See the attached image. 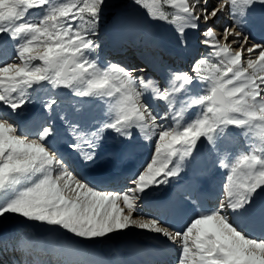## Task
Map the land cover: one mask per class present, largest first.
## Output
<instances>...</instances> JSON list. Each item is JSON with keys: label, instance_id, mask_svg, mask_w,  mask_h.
Listing matches in <instances>:
<instances>
[{"label": "snow or ice", "instance_id": "obj_1", "mask_svg": "<svg viewBox=\"0 0 264 264\" xmlns=\"http://www.w3.org/2000/svg\"><path fill=\"white\" fill-rule=\"evenodd\" d=\"M132 3L150 21L171 25L181 48L195 38L208 50L191 73L169 70L157 78L135 75L144 67L101 65L94 37L107 0H0V42L4 36L15 42V59H0V221L17 217L23 225L0 232V264H49L36 258L49 252L56 264H110L89 259L90 249L129 228L175 245L177 264H264V15L255 18L264 0ZM225 15L230 23L218 36L214 23ZM255 29L260 40L251 35ZM88 100L106 104L107 118L95 130L77 116ZM37 103L38 110L27 108ZM61 129L86 167L132 152L133 130L152 152L126 188L103 190L49 146ZM106 131L129 143L101 155ZM239 137L245 147L232 154L224 145ZM201 149L224 170L218 203L204 209L198 188L178 205L161 204L157 215L141 214L151 190L180 177ZM169 215L179 216L182 227L174 229ZM35 225L55 236L54 248L39 245L30 234Z\"/></svg>", "mask_w": 264, "mask_h": 264}, {"label": "bare ground", "instance_id": "obj_2", "mask_svg": "<svg viewBox=\"0 0 264 264\" xmlns=\"http://www.w3.org/2000/svg\"><path fill=\"white\" fill-rule=\"evenodd\" d=\"M32 11L35 12L37 10H32ZM142 13L143 16H145V13L143 11H139V10L135 11L131 16H129L127 19L122 21L118 26H115L113 30L107 33V37H108L107 40L109 43L106 45V47L117 48L116 51H112V52L108 51V53L110 54L119 51L118 47L120 48V46L115 42L123 39L124 37L131 40L130 44L132 45V47L128 48L125 51L124 56L114 55V62L117 63L118 61H121L123 59H128L129 57H132L133 59L145 58L148 69L149 70L152 69L154 72H147V71L137 72L135 73L137 74V76L151 75L160 78L166 75L169 70L189 72L187 70L181 68L178 69L176 67L180 64L178 63L179 61L177 60V57L182 53H184L185 49H187L193 43H195V39L190 38L189 46L187 48H181L177 44V36L171 25L156 21L148 22L147 20L141 18L140 14ZM261 15H264V9L258 7L255 13V18L259 20ZM226 18H228L227 15L223 17V19ZM99 32L100 30L98 31L96 36H98ZM251 34L254 35L256 34L260 36L258 29L253 30ZM102 35H105V33H102ZM139 39L145 40L144 42L145 44L141 48H138L140 43L137 41ZM14 43L15 42L9 40L6 36L2 38V42H0V59H4L7 54H9L10 57L14 55L13 54ZM233 48H236V46L233 45ZM201 52L202 50L199 51V53ZM158 56L161 57L160 60H158ZM243 56L247 57L248 54L244 53ZM93 57L96 58L101 65H105L107 62H112L110 60L111 57L105 59H102L100 55L97 56L93 55ZM12 59H15V57L13 56L11 59L8 60H12ZM188 62L192 63L190 62V60ZM134 67H144V66L140 65ZM40 95H44V94L40 93ZM73 99L75 98L73 97ZM27 108L30 111H36L39 109V104L38 103L30 104L27 105ZM105 111H106V104L98 100H88L85 104V107L81 109V112L78 113L77 116L80 118L82 125L86 129L95 130V127L98 125V123L107 118L105 116ZM193 111H195V109H193ZM60 124L61 122L59 121V119H57L56 126L60 127ZM133 131L136 139L131 143H133L135 147L134 150L127 155L131 154V156L136 158L134 159V161L136 162L137 160H139L138 164H141L142 167V164H144L148 160L152 152V149L147 146V143L145 141L139 139L140 133L138 132V130H133ZM231 131H235V130L233 129ZM104 136L106 137V139L103 141V147L101 149H98L101 155L111 152L112 146L121 147L119 148L120 150H118L121 151L128 144L127 141H124L123 143H118L117 141H121L123 140V138L116 137V134L111 131H106L104 133ZM71 139L72 138L70 133H68L64 129H61V138L58 141H56L54 144H50L49 146L54 151L57 152L58 148L60 147L59 143L68 145ZM242 141H243L242 137H239L237 139H232L227 141L224 147L227 148L230 153L234 154L245 147ZM68 149L70 148L67 147L66 151ZM59 153L60 152H57V154ZM68 154L70 155V153ZM62 158L64 160L63 162L65 163V165L69 167L75 174H77L76 168L74 167L75 165L74 166L67 165L70 160L67 157L66 158L62 157ZM214 159H215V155L209 154L207 149H201L197 153L195 162L189 163L185 167V171L181 174V176L174 178L173 182L177 181L179 186L175 188V189L178 188V195H179L178 198H181L183 200L184 194L186 192L192 191L194 189H198L199 186L195 187L198 183H207L210 186L209 188L210 191L205 190L204 192L198 193V199L200 203L203 205L204 209L211 208L218 203V199L217 201H214L212 200L211 196L215 192V190L221 186L224 170L214 167V163H213ZM142 160H145V162ZM171 185L173 184L171 183L162 186L163 187L166 186L169 189ZM103 190L113 191L111 189H103ZM171 201L172 203H175L173 200ZM169 205H171V203ZM200 210L202 209H198V211ZM142 214L144 216L153 215L151 212H145ZM177 218L178 216L174 215L173 219L176 220ZM181 221H182L181 218H179L174 222L175 224L172 227L174 229L181 228L182 227V224H180ZM11 223L15 225L12 227H6L7 224H11ZM17 228L23 229V225L20 223L19 218H16L13 222L5 223V219L0 221V232L14 233L16 232ZM30 234L33 236L32 229L30 230ZM34 238L39 242L40 246L49 249L54 248L57 243L56 238L52 233H49L45 236H36ZM86 243L87 242L84 241H76L75 246H82ZM90 251L92 254H96L98 256L100 262H110V264H125V263L129 264L131 255L139 256L137 257V260H140V256L144 255V253H146V255L147 254L151 255V258L148 261H145L143 264H174L176 262L174 260H177V257L179 255V250L176 248V246L166 241L162 236L148 233L147 231L144 230H138L136 228H129L125 232L112 234L111 238H105L102 241L96 242L92 246ZM52 253L49 252L48 253L49 255H44V254L40 255V253H38L36 254V258L41 260H46L49 262V264H56L58 257L54 253H53L54 256H51ZM15 255L18 259L21 258V255L19 253H16ZM11 256L12 254H9L8 256L5 257V259H10ZM167 257H171V258L167 259ZM162 258L164 260H162Z\"/></svg>", "mask_w": 264, "mask_h": 264}, {"label": "rangeland", "instance_id": "obj_3", "mask_svg": "<svg viewBox=\"0 0 264 264\" xmlns=\"http://www.w3.org/2000/svg\"><path fill=\"white\" fill-rule=\"evenodd\" d=\"M117 1V8L116 9H108V10H103V13H102V20H101V23H100V27H99V30L100 32H103V29H105L104 27L106 26V29H110L108 30L109 32L111 30H113V28L115 27V24L116 23H112L109 25V23L113 20V18L116 16V14H124L125 12H130L132 11L133 9H137V10H142L141 8H139L138 6L134 5L132 3V0H116ZM144 12V11H143ZM132 13V12H131ZM131 13H129L128 15H130ZM137 13V12H136ZM145 13V12H144ZM145 16H146V13H145ZM127 19V18H126ZM118 21V19H117ZM148 21V20H147ZM148 22H152V21H148ZM120 24V22L116 25L118 26ZM114 26V27H113ZM113 27V28H112ZM98 30V31H99ZM98 34V36L94 37L95 40H97L96 42L100 45L99 49L101 50V53L104 52V46H105V36H101L102 33ZM108 33V32H107ZM107 35H106V39H107ZM134 42V41H132ZM107 48V47H105ZM108 51L112 52V51H116L117 48H107ZM119 52H124V50H121V51H118V52H114V53H111V54H114L116 56H121L123 55V53H119ZM96 54V53H95ZM120 54V55H119ZM124 56V55H123ZM192 62V61H190ZM17 217H11V218H8V219H5V223L6 222H13ZM15 224H7L6 227H12L14 226Z\"/></svg>", "mask_w": 264, "mask_h": 264}, {"label": "water", "instance_id": "obj_4", "mask_svg": "<svg viewBox=\"0 0 264 264\" xmlns=\"http://www.w3.org/2000/svg\"><path fill=\"white\" fill-rule=\"evenodd\" d=\"M32 230L35 232V234H37L39 236H45V235L51 233L44 226H41V225L33 226Z\"/></svg>", "mask_w": 264, "mask_h": 264}]
</instances>
